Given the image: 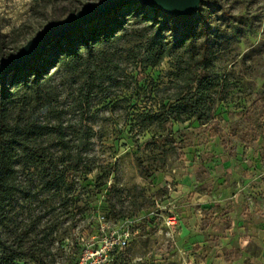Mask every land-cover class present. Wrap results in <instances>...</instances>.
Instances as JSON below:
<instances>
[{"label":"rangeland","instance_id":"1","mask_svg":"<svg viewBox=\"0 0 264 264\" xmlns=\"http://www.w3.org/2000/svg\"><path fill=\"white\" fill-rule=\"evenodd\" d=\"M95 1L0 0V60ZM201 3L182 18L120 6L82 27L119 26L94 51L69 55L79 30L33 60L39 86L18 83L30 64L11 73V117L62 125L67 148L58 135L43 142L65 178L54 187L41 166L17 165L2 228L8 264H264V0ZM185 36L222 79L213 114L152 119L175 91L176 57L195 55L176 47ZM160 50L173 55L155 63Z\"/></svg>","mask_w":264,"mask_h":264},{"label":"trees","instance_id":"2","mask_svg":"<svg viewBox=\"0 0 264 264\" xmlns=\"http://www.w3.org/2000/svg\"><path fill=\"white\" fill-rule=\"evenodd\" d=\"M124 5L131 7L142 4L138 5L124 2L115 9ZM134 14L138 15V13ZM108 25L109 24L103 25V28H107V30L99 29V31L96 30L91 32V34H85V32H83L82 27L84 25L80 29L71 30L67 32L66 36L58 37V39L55 38L56 40L53 39L43 50L44 52L33 60L38 61L45 55L53 42L54 44H60L63 40L76 33L74 31L79 30H82L80 41L74 40L73 38L68 39L69 55L78 58L82 46L89 52H92L95 50L96 44L101 41H108L116 35L115 32L119 29V26ZM159 30H161V28H159ZM75 41H77V43L74 44ZM187 41L188 37H183V39L176 43V47H186V56H189L191 55L190 53L195 50H192L190 44H186ZM74 45L76 47H73ZM194 54L195 55L190 61H181L182 57L180 60L176 57L177 61L171 73L173 76L171 84L175 91L166 98L170 103L163 104L162 111L151 115L152 119H159L161 122H169L171 120L185 122L192 117H196L201 121H208L211 119L213 107L216 102V95L218 94L217 88L221 84L222 79L218 74L210 71L209 68L213 60L208 54L203 52H194ZM169 55H173L169 50L158 52V58L155 60V63H158ZM28 64H26L25 67ZM30 65L24 79H20L21 81L18 83L24 87L30 86V84L39 86L43 81L41 78V70L34 64ZM193 65H195V68L192 72ZM1 78L6 84L0 90V254H2V256H0V263L8 264L10 263V258L4 253L10 250L12 251L13 246L4 239L2 228L5 226L4 224L8 218L7 208L14 202L16 194L19 191V170L17 165L20 163H28V165L32 167L41 166L42 169L46 171V180H48V184H50L51 187L64 182L65 178L62 175L60 176L56 173H52V166L49 165L50 161L48 162L47 160L48 154L45 152L47 148L43 146V142L48 141V138L58 135L61 139L60 144L67 148V139L62 125L54 128L46 123H39L35 119L27 120L25 124L24 118H12L10 114L11 106L15 103L14 99L17 93L12 82L10 83L8 78L4 79L2 76L0 80ZM43 164L48 165V167L43 168Z\"/></svg>","mask_w":264,"mask_h":264},{"label":"water","instance_id":"3","mask_svg":"<svg viewBox=\"0 0 264 264\" xmlns=\"http://www.w3.org/2000/svg\"><path fill=\"white\" fill-rule=\"evenodd\" d=\"M202 0H98L88 2L79 12L71 13L62 20H53L46 28L31 39L19 52L0 60V77L8 78L12 72L20 70L33 59L39 57L44 49L58 37L66 36L71 30L80 29L83 25L96 21V18L110 14L122 3L142 4L146 7L157 6L177 17L195 14L201 7Z\"/></svg>","mask_w":264,"mask_h":264},{"label":"built area","instance_id":"4","mask_svg":"<svg viewBox=\"0 0 264 264\" xmlns=\"http://www.w3.org/2000/svg\"><path fill=\"white\" fill-rule=\"evenodd\" d=\"M109 242H110V241L107 240V241L105 242V244H104V247H102V248L100 249V251L95 252V253H89L87 257L90 258V256H96V255H98V254L103 255V254L105 253V249H108V247H111L112 244H113V243H109ZM120 244H121V245H124V244H126V241L124 240V241L120 242Z\"/></svg>","mask_w":264,"mask_h":264}]
</instances>
